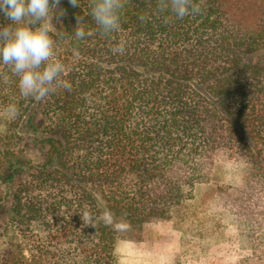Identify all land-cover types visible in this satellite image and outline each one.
Instances as JSON below:
<instances>
[{"label":"trees","instance_id":"16d2710c","mask_svg":"<svg viewBox=\"0 0 264 264\" xmlns=\"http://www.w3.org/2000/svg\"><path fill=\"white\" fill-rule=\"evenodd\" d=\"M194 2L202 13L177 20L157 0H125L106 37L89 0H62L68 87L40 101L0 64V264H117L123 237L175 217L204 186L230 209L235 264H264V0ZM106 208L113 225L82 220Z\"/></svg>","mask_w":264,"mask_h":264},{"label":"clouds","instance_id":"9594fccd","mask_svg":"<svg viewBox=\"0 0 264 264\" xmlns=\"http://www.w3.org/2000/svg\"><path fill=\"white\" fill-rule=\"evenodd\" d=\"M72 8H80L81 0H67ZM62 0H0V16L8 24H0V64L7 67L18 77L20 92L25 97H33L40 101L55 92L59 87H68L61 79L65 72L64 64L55 53L56 40L54 35L63 33L57 30L56 22L67 15ZM88 13L104 36H111L121 28V14L126 7L125 0H89ZM156 9L159 13H170L177 20L189 15H199L202 8L194 0H157ZM76 26L73 30L77 41L85 39V16L76 15ZM140 20L147 22L148 16L141 15ZM165 23L168 16H164ZM124 43L120 42L113 48L114 52L123 53ZM78 55V52H77ZM5 114L15 118L19 112L17 107L9 105ZM82 220L95 228L97 220L106 226L113 225L114 213L105 209L97 217L90 211H84ZM117 229L130 227L125 222L116 223Z\"/></svg>","mask_w":264,"mask_h":264},{"label":"rangeland","instance_id":"374dc122","mask_svg":"<svg viewBox=\"0 0 264 264\" xmlns=\"http://www.w3.org/2000/svg\"><path fill=\"white\" fill-rule=\"evenodd\" d=\"M197 190L175 217L123 237L117 245V264H235L239 256L230 247L235 237L230 209L216 200L214 186Z\"/></svg>","mask_w":264,"mask_h":264}]
</instances>
